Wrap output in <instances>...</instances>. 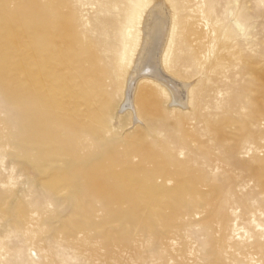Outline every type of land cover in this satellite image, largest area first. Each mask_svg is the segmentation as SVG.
<instances>
[{"label":"rangeland","instance_id":"obj_1","mask_svg":"<svg viewBox=\"0 0 264 264\" xmlns=\"http://www.w3.org/2000/svg\"><path fill=\"white\" fill-rule=\"evenodd\" d=\"M156 1L174 26L165 70L188 84L175 103L158 89L142 97L143 83L126 89L133 10ZM32 16L73 21L82 52L114 73L87 86L106 101L75 128L0 80V264H264V0H51ZM23 41L29 52L56 45L46 33ZM142 103L160 107L152 124ZM112 157L116 170L142 164L165 193L183 182L179 205L85 190ZM102 178L121 187L111 170Z\"/></svg>","mask_w":264,"mask_h":264},{"label":"bare ground","instance_id":"obj_2","mask_svg":"<svg viewBox=\"0 0 264 264\" xmlns=\"http://www.w3.org/2000/svg\"><path fill=\"white\" fill-rule=\"evenodd\" d=\"M10 1L3 0L5 4ZM50 3L51 0H25L15 9L9 8V6H0V80L7 83L10 92L16 98L27 94L36 103L45 107L49 111L48 117L46 116L48 121H57L75 128L92 122L96 116V110L104 107L106 97L101 92L102 90L99 92L97 105V102L93 101L88 94L87 86L91 82H96L99 83L100 88L103 87L102 83L107 76L111 75L112 69L108 65L109 63L104 62L98 51L86 48L88 47L86 45H84V49L88 51H84L88 52L87 54L90 52L91 58H89L87 66L81 64L79 54L84 51L82 52L83 47L78 43L79 36L77 40L75 33L77 31L72 25V20V22L63 20L58 24H50L45 19L39 17L36 19L32 16L44 5ZM163 6L162 2L156 1L150 6L148 3L142 4L136 7L137 10H133L135 12L130 20L138 24V32L131 38L133 46L131 45L128 52L126 89L129 92H134L136 85L143 83L145 88L141 91L142 97L148 93L155 94L158 89L162 92L168 91L172 103H175L183 94L180 92H185L188 84L176 83L171 77H168L165 70L168 65L167 54L170 51L169 44L174 26L167 21ZM167 11L169 10L167 9ZM172 20L174 18L170 19V21ZM27 32L35 35L46 33L48 39L56 45L53 48H37L29 52L26 50L27 43L23 41ZM93 43L96 44L95 46H99L97 43ZM95 46L92 45L96 48ZM73 68L77 70V74L72 71ZM186 101L187 98L179 103L185 104ZM141 107L147 120L152 124L156 120L154 116L157 111H160V107L156 103H142ZM47 119L39 125L45 126ZM148 150L150 151V149H146L145 152ZM151 157L152 154L145 156L144 159ZM116 162V157H112L109 164H100L92 169L86 178L85 190L96 191L99 194L104 192L117 203L126 198L133 199L135 196L144 199L145 206H149L152 200H155L156 203L164 201L163 204L177 202L179 205L178 193L182 194V191L186 190L183 182L178 183L174 188L179 191L177 195L176 193H165L152 184L151 177H149L150 179H147L148 176L143 177L145 175L143 171L147 169L142 170V164L124 166L123 169L116 170L114 167ZM163 165V162L157 163L156 168L152 171L162 172ZM107 169L113 171L117 180L121 181V187L102 178L103 172ZM141 171L143 176L138 175ZM135 206L133 205V213L138 208L137 205Z\"/></svg>","mask_w":264,"mask_h":264}]
</instances>
